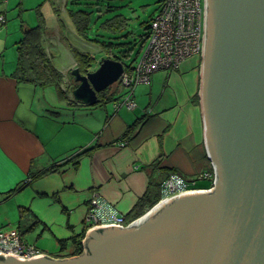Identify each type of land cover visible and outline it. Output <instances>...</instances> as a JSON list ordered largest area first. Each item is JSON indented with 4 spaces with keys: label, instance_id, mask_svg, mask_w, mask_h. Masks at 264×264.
<instances>
[{
    "label": "crops",
    "instance_id": "obj_1",
    "mask_svg": "<svg viewBox=\"0 0 264 264\" xmlns=\"http://www.w3.org/2000/svg\"><path fill=\"white\" fill-rule=\"evenodd\" d=\"M5 1L0 0V6ZM0 12L7 23L6 11ZM7 36L8 33L5 41ZM47 47L54 63L53 50ZM69 57V67L54 64L65 76L72 71V64L77 67L72 53ZM192 57L196 62L189 72L196 76L190 89L180 91L176 87L168 93L165 103L154 102V84L164 79H156L154 73L148 83L142 84L144 91L138 95L133 91L134 108L116 107L121 99L125 101L126 92L120 87L112 106L109 102L95 106L77 102L76 107L68 106L54 87L18 80L13 75L18 58L10 69L5 67L6 60H0V206L7 204L17 213L0 216V229L19 230L14 219L19 220L24 211L23 230L32 227L23 235L26 244L53 258H73L83 254L84 249L89 252L85 245L88 235L100 228H91L85 221L94 194L127 216L144 196L153 202L160 195V186L169 173L194 179L209 172L201 97L203 57ZM187 60L174 71H165L164 88ZM70 97L74 100L73 92ZM153 104L162 109L153 112ZM133 125L136 129L126 135ZM84 151L90 153L79 159L78 169L71 162L32 182L28 180ZM154 162L160 166L153 167ZM27 181L30 184L21 192H12ZM86 227L84 249L74 255L71 237Z\"/></svg>",
    "mask_w": 264,
    "mask_h": 264
},
{
    "label": "water",
    "instance_id": "obj_2",
    "mask_svg": "<svg viewBox=\"0 0 264 264\" xmlns=\"http://www.w3.org/2000/svg\"><path fill=\"white\" fill-rule=\"evenodd\" d=\"M202 109L214 187L90 232L75 258L0 256V264H264V0H207ZM124 63L71 73L74 101L99 103ZM125 216V215H124Z\"/></svg>",
    "mask_w": 264,
    "mask_h": 264
},
{
    "label": "rangeland",
    "instance_id": "obj_3",
    "mask_svg": "<svg viewBox=\"0 0 264 264\" xmlns=\"http://www.w3.org/2000/svg\"><path fill=\"white\" fill-rule=\"evenodd\" d=\"M67 1L68 0H6L5 3H1L0 9L6 11L7 23L0 26V32H4V35L0 36V60L1 62L6 60L4 61L6 69H10L13 62L14 64L16 63V59L18 58L17 47L20 46L21 41L27 38V31L36 28L43 22V25L48 28L46 38L49 37V46L51 51L53 50L52 53L55 55L54 64L57 67H61L62 63H64L66 67H69L71 63L69 53L71 54L70 49L74 47L82 52H90L94 58L98 59V62H96L97 65L94 64L93 67L88 68V73L94 72L99 67L98 65L102 60L105 58L110 59V57L105 53L103 55L100 48L95 43H92V41H87L85 38L82 39L77 35L69 12H78L81 10L91 11L92 14L91 25L88 30L89 38L94 37L98 31H103L101 24L107 19L114 18L116 15H122L128 22V29L133 33L129 39L136 41L134 50L130 54L131 58L127 60V63L134 62L141 57L142 47L146 44L145 35H148L150 32L151 18L158 13L161 2V0H76L77 5H73ZM85 2H98L99 5L86 6ZM108 6L113 7L112 12H107ZM58 9L59 12L57 14ZM7 33L8 40L5 41ZM102 57H104V59H102ZM195 62L196 58H188L187 63L181 68L180 72L173 73L175 77L169 79L170 83L169 85L167 83L168 87L165 88L164 86H166L167 82L165 77L167 73L165 71L155 72V76H153L156 79H161L163 77L164 79L154 84L156 89L153 90V101L156 102L159 100L162 104L165 103L168 93L175 91L176 87H178L180 91L190 89L196 75L195 73L189 72V69ZM74 67L75 66L72 64L70 69ZM116 85L111 87L109 94H113L114 90L119 93V88H117ZM135 90L136 95H138L140 91H144V87L142 84H139ZM45 92L48 93L49 89L46 88ZM146 93L147 97H149L151 90ZM108 105L112 106L113 104L109 102ZM160 108L162 109L161 105L156 106L155 104L150 107L153 112ZM205 181L208 183L207 180ZM204 185L205 184L200 181L195 184L199 192L208 188ZM12 212L14 215L17 214L15 211L9 209L7 204L3 207L0 206L1 217L6 213ZM17 221L18 218L14 219L15 225Z\"/></svg>",
    "mask_w": 264,
    "mask_h": 264
},
{
    "label": "built area",
    "instance_id": "obj_4",
    "mask_svg": "<svg viewBox=\"0 0 264 264\" xmlns=\"http://www.w3.org/2000/svg\"><path fill=\"white\" fill-rule=\"evenodd\" d=\"M206 6L207 0H161L160 9L150 23V32L142 48L141 57L135 60V63L132 62L128 70L125 68L124 74L118 81L121 91H125L126 96L125 101L121 99L116 107L125 105L134 108L135 104L131 97L133 91L138 84L148 83L155 72L174 71L192 56L203 57L207 39ZM5 23L6 16L0 12V24ZM200 178L207 180L209 184L208 188L202 191L211 190L216 181L214 167L211 165L210 171L201 173ZM189 184L182 174L169 173L160 186L161 199L158 203H165L172 196L199 191ZM149 213L147 211L146 214ZM146 214L127 222L126 217L113 205L107 203L99 194H94L85 221L91 228L109 225L124 227L143 218ZM86 252L84 249L83 253ZM8 255L24 260L41 255L53 258L26 244L17 230L0 229V256Z\"/></svg>",
    "mask_w": 264,
    "mask_h": 264
},
{
    "label": "trees",
    "instance_id": "obj_5",
    "mask_svg": "<svg viewBox=\"0 0 264 264\" xmlns=\"http://www.w3.org/2000/svg\"><path fill=\"white\" fill-rule=\"evenodd\" d=\"M67 2L72 3L73 5H77L76 0H68ZM85 3L86 6L99 5L98 2ZM112 11L113 7L108 6L107 12ZM58 12L59 9L57 11V14ZM69 13L73 21L75 31L80 38H85V40L87 41H92V43H95L100 48V50L103 52V55L105 53L108 57L112 58L113 60L124 63L125 68L127 70L129 69L130 64L132 62L127 63V60L131 58L130 54L134 50L136 41L129 39L133 33L128 29V22L122 15H116L114 18L107 19L101 24L103 31H98L94 35V37L89 38L88 30L90 29L91 25V11L81 10L78 12L70 11ZM153 19L154 17L151 18V21ZM47 32L48 28L43 25V22H41L36 28H32L27 31V38L24 41H21L20 46L17 47L18 60L13 75L17 77L18 80H21L23 82H31L34 85L40 87H54L60 99L65 100L68 106L76 107L77 102L71 100L70 94L73 92L74 89L78 87V84L74 81V77L72 76L71 71L68 73V76H65L63 72H61L55 67L52 61V56L50 52H48L49 49L47 45H49V37L46 38ZM147 36L148 35H145L146 38ZM70 50L74 57L76 66L80 69L82 74H87L89 72L88 68L93 67L94 64L98 62V59L94 58L90 52H82L74 47ZM102 59H104V57H102ZM110 90L111 87L108 88L106 91H103L98 94V105H104L108 102L116 100L118 92L114 90L113 94H109ZM131 129L132 131H134L136 129V125L130 127L127 130L126 135L130 134ZM88 153H90V151L78 153L75 156V158L77 159L76 161H72L75 158L71 161H65L62 164L54 166V168L40 171L38 174L33 175V177L29 178L28 180H31L32 182L35 178L51 174L54 171L58 170L56 168H59L60 166H65L66 164L71 162L73 163V166H75V169H78L79 159L83 155ZM152 166L159 167L160 164L159 162H154ZM203 183L205 184V187L209 186L207 182ZM29 184L30 181L24 182L12 192L14 194L19 193ZM145 197L146 196L139 200V202L133 207L131 212L127 214V216H125L127 222H130L144 215L148 211L147 208L151 209L152 207H154L160 201L161 198V196L158 195L155 197V200L153 202H149L146 200ZM147 204L149 206L144 209L143 207H145V205ZM24 218V211H21V215L18 220L19 230H17L21 238H23L24 233H27L29 229H32V227H29L23 230L25 226L23 225L22 220ZM86 231L87 227L84 228L81 233L75 234L71 237L74 238V255H79L83 251L84 248L82 240L85 237ZM61 245L63 246L64 242H61Z\"/></svg>",
    "mask_w": 264,
    "mask_h": 264
},
{
    "label": "flooded vegetation",
    "instance_id": "obj_6",
    "mask_svg": "<svg viewBox=\"0 0 264 264\" xmlns=\"http://www.w3.org/2000/svg\"><path fill=\"white\" fill-rule=\"evenodd\" d=\"M142 48H143V47H142ZM168 72H170V71H168ZM116 84H117L116 87L119 88L120 85H118V82L115 83L114 85H116ZM114 85H113V86H114ZM113 86H112V87H113ZM200 174H201V173H200ZM200 174H199L198 176H196L194 179H191V180H192V186L196 187L195 184H196L198 181H200V182H206L205 180H203L202 178H200ZM168 175H169V174H168ZM151 210H152V208H151V209H148L149 212H151ZM146 213H147V212H146ZM146 213H145V214H146Z\"/></svg>",
    "mask_w": 264,
    "mask_h": 264
},
{
    "label": "bare ground",
    "instance_id": "obj_7",
    "mask_svg": "<svg viewBox=\"0 0 264 264\" xmlns=\"http://www.w3.org/2000/svg\"><path fill=\"white\" fill-rule=\"evenodd\" d=\"M187 180L189 181V183H190L189 185H190L191 187L196 188V187L192 186V180H191V179H188V178H187ZM175 197H177V196H172L170 199L175 198ZM170 199H169V200H170ZM166 202H167V201H166Z\"/></svg>",
    "mask_w": 264,
    "mask_h": 264
}]
</instances>
